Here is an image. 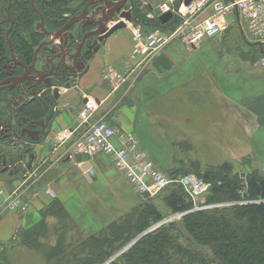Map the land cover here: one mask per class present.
Returning <instances> with one entry per match:
<instances>
[{
	"label": "rangeland",
	"instance_id": "rangeland-1",
	"mask_svg": "<svg viewBox=\"0 0 264 264\" xmlns=\"http://www.w3.org/2000/svg\"><path fill=\"white\" fill-rule=\"evenodd\" d=\"M78 2H71L73 10L78 8ZM5 7L7 14V6ZM17 24L18 26L14 27L13 24L8 31L10 27L8 22L5 30L6 37L12 34L15 54L24 48L25 42L33 41L28 28L21 23ZM240 24L243 26L241 22L239 27L236 26L239 30L235 26H229L216 36L204 39L202 44L197 45L200 48L196 52L184 45L175 51L176 57L189 62L191 73L203 70L205 64L201 65L203 56L207 58V62H211V59L220 62L221 69L232 74L226 75L224 80H219L221 89L226 90L225 95L220 94L215 82L210 80L206 73L207 75L203 77H191L193 79L184 87L174 89L172 93L163 96L161 90L157 96L156 93L150 94L149 90L143 96L140 93L143 90L137 89L128 101L130 106H133V102L145 103L147 106L152 104L153 109L147 114H151L154 125L159 126L158 134H153L152 137L150 123L140 118L143 112L137 113V118L133 121L134 132L129 130V133L136 139L138 148L145 153L151 164L165 174L175 171L176 180L189 175L196 176L209 167L217 168L224 163L230 166L231 171L239 179H244L252 171H261L264 174V65H255L264 56L261 52V48L264 51V44L252 40ZM169 28H165V32H168ZM131 39L133 51L135 47L133 33ZM173 41L182 40L174 38L169 42ZM173 79L177 84L179 76L175 73ZM0 108L7 111L4 118L11 114V106L2 104ZM7 146L3 144L0 150H10L11 146ZM195 162L198 163V167H195ZM17 168L20 170L15 169L11 177H8L7 173L0 174V190L6 197L11 193V191L5 193L7 186L12 188L10 190L19 188L17 192L20 193L22 205L8 207L7 203H4L0 206L2 210L0 219L3 216L11 218L23 216L28 208L22 207L27 205L23 197L21 198L22 192L43 186V183H40L41 179L38 178L40 170L29 178L26 171H21L20 165ZM115 169L125 179L133 193L128 194V199L120 202L121 205L113 199L112 194L108 200H104L103 208H99V204L102 203L96 201L87 203V207L79 208V202L72 199L68 209L60 204L58 208H49L41 214H33L30 222H23L15 229L11 224L13 227L11 230L9 228V231H12L14 237L0 242V264H67V260H72L73 257H85L93 249L92 245L100 243L101 239L110 234L113 225L121 223L122 214L136 207L141 198L144 202L147 200L145 196L139 199L131 183L122 172ZM25 175L27 176L24 177ZM45 189L53 191L47 187L44 188V192ZM56 195L48 196L55 200ZM160 198L161 195L155 202H160ZM203 200V194L194 198L196 203H202ZM133 202L134 206L131 207ZM107 204L108 208L105 206ZM197 207L195 204L194 208ZM159 208L164 214L163 222L179 217L170 215L164 207ZM125 246L126 244L113 251L110 259L126 250Z\"/></svg>",
	"mask_w": 264,
	"mask_h": 264
},
{
	"label": "trees",
	"instance_id": "trees-1",
	"mask_svg": "<svg viewBox=\"0 0 264 264\" xmlns=\"http://www.w3.org/2000/svg\"><path fill=\"white\" fill-rule=\"evenodd\" d=\"M72 1H79L78 5L82 6L87 0H34L33 5L31 0H12L10 15L14 21L13 27L18 26L17 22L21 23L33 37L32 42H25L24 48L18 51L22 58L30 60L34 48L41 41L42 34L35 30L39 20L38 11L48 26L56 28L68 20L66 14L76 13L80 9L78 6L73 10L70 6ZM129 1L134 4V13L142 19L143 24L155 23L156 27H170L172 30L182 20L176 15L163 24L156 17L147 19L138 9L140 0ZM7 2L0 0V79L4 76L1 63L9 54L5 36L9 22L5 7ZM16 16L18 20L15 21ZM9 39L14 47L11 33ZM6 112V109L0 108V115ZM20 113L30 120L45 116L43 107L36 100L26 102ZM3 144L10 145V141L0 136V147ZM194 165L198 167L197 162ZM166 173L173 182L156 195L145 196L148 201L144 202L140 199L142 196H138L140 200L137 206L122 214L121 223L113 225L108 236L92 245L93 249L85 257H73L66 263L264 264V174L261 171H252L245 180L239 179L227 163L199 172L196 177L207 184L204 192L199 194H203L202 203H196L184 185L174 178L175 171ZM160 195L161 203L155 202ZM195 204L197 208H194ZM158 205L170 215L179 217L163 222L164 214ZM58 206V202L52 201L49 208ZM133 240L126 250L110 259L113 251ZM105 245L107 247H103Z\"/></svg>",
	"mask_w": 264,
	"mask_h": 264
},
{
	"label": "crops",
	"instance_id": "crops-1",
	"mask_svg": "<svg viewBox=\"0 0 264 264\" xmlns=\"http://www.w3.org/2000/svg\"><path fill=\"white\" fill-rule=\"evenodd\" d=\"M176 1L172 0L173 4ZM160 2L162 0H142V3H149L153 6ZM211 13L212 10L208 8L196 17L201 19ZM220 22L222 26L220 32L229 26L238 28L239 22L242 23L236 11L227 13ZM133 24V21L127 22L125 28L116 30L100 43L99 49L85 60L83 70L75 79L74 86L61 92L57 104L58 109L56 111L52 110V118L47 121L46 127L38 125V133L33 134L34 140L31 144L34 159L30 170H28V176L30 178V175L40 170L38 178L41 179L40 183H43V186L31 188L25 193L22 192L21 198L23 197L28 208L23 216L13 217L14 219L10 216H3L0 219V242L8 241L11 236L14 237L9 228L11 230V227L14 226L15 229L23 222H30L33 214H41L49 209L52 201L64 205L66 209H68L72 199L79 202V208L87 207V203L91 201L101 202L99 208H103L104 200H108L111 194L114 195L113 199L118 201L120 205V202H124L125 198L128 199V194L133 195L130 186L115 169L108 155L97 153L90 156L76 153L71 157H66V155H63L65 148H54L53 138L62 128L79 125L78 112L83 105L84 98L93 99L97 104V110L91 119L92 122L102 118L115 129L126 132L132 130L134 132V129H132L133 121L137 118L138 112H141V114L143 112V116L140 118L148 120L150 132H153L150 134L153 137V134H158L157 128L159 126L154 125V118L151 114H147L153 109L152 104L147 106L144 103L145 101L142 102L144 104L133 102V106L128 104L133 92H136L137 89L141 88L143 90L140 91L143 96L147 93V90L150 94L156 93V96L159 95V90H161L163 96L172 93L174 89L184 87L193 78L203 77L208 73L210 80L215 82L214 84L220 94L225 95L226 90L221 89L219 80H224L226 75L232 76L231 72L226 73L221 69L220 62L217 63L213 59H211V62H207V58L203 56L201 60V65L205 63L203 70L191 73L192 69L189 68V62H184V60L175 56L177 48L181 45L188 46L182 41L180 42L183 44L175 41L168 42L152 58L147 67L138 68L137 61L132 56L131 34ZM154 24L146 23L144 29L150 30ZM240 26L243 28L241 24ZM217 41L218 39L215 40V43ZM188 48L196 52L200 47L189 46ZM205 65H207L206 68ZM140 69L141 71H139ZM199 72L203 74H199ZM175 73L179 76L177 84L173 79ZM191 77L193 78L191 79ZM46 133L47 136L44 137ZM36 138L37 140H35ZM47 187L52 188L57 194L55 200L45 194L44 188ZM10 189L12 188L7 186L5 193L12 191ZM3 204L4 195L0 194V206ZM105 206L108 208V204ZM133 206L134 202L131 207Z\"/></svg>",
	"mask_w": 264,
	"mask_h": 264
},
{
	"label": "built area",
	"instance_id": "built-area-1",
	"mask_svg": "<svg viewBox=\"0 0 264 264\" xmlns=\"http://www.w3.org/2000/svg\"><path fill=\"white\" fill-rule=\"evenodd\" d=\"M155 6L161 12L172 11L182 20L176 28L165 32L164 29L156 26L145 30L146 23L143 24L140 18L135 19L132 27L135 38L132 56L136 59L138 68L147 67L152 58L174 38H180L188 46L197 47L205 38L216 36L222 30L220 21L231 11L238 13L248 36L258 44H264V0H192L187 6L183 5V0H180L176 6L172 0H162ZM208 8L212 10L209 16L201 19L196 17ZM145 18L155 17L149 12L145 14ZM261 52L264 53L262 48ZM258 64L264 65V56L255 63ZM63 91L65 90L62 89L61 92ZM96 110L97 104L93 99L88 98L78 112L79 125L62 128L54 136L53 146L65 148L63 155L66 157L76 153L90 156L97 153L108 155L113 166L123 173L139 196L152 197L173 182L164 172L151 164L129 132L115 129L102 118L92 122ZM178 181L193 198L207 187L196 176H186ZM184 181L187 183L184 184ZM18 190L19 188H16L4 197V203H7L8 207L22 205ZM45 193L50 197L55 196L54 192L48 189H45ZM0 194L3 196L4 192L0 190ZM22 207L26 208L25 205Z\"/></svg>",
	"mask_w": 264,
	"mask_h": 264
},
{
	"label": "water",
	"instance_id": "water-1",
	"mask_svg": "<svg viewBox=\"0 0 264 264\" xmlns=\"http://www.w3.org/2000/svg\"><path fill=\"white\" fill-rule=\"evenodd\" d=\"M32 1L33 0H31V3ZM191 1L192 0H183V4L187 6ZM128 4H130L129 8H127ZM92 5H94L93 9L89 11L90 6ZM133 5L134 4H131L129 0H88L78 14L69 18L65 22V24H63L53 34V38L56 36H60L64 43H67L68 39H73L74 37L73 32H71L70 30L75 23L79 22V26L83 23H89L94 26V30H92L90 35L97 36V39L92 44H51V39L49 41L44 42V44H41L43 46H49L47 54L45 56L42 55L41 57H38L36 67V57H34L31 65L29 66L30 68H34L33 73L35 75H41L44 78L46 77V80L42 78V80H44L43 82L45 83V87L44 89H42V91L38 89L37 91L31 89L29 93L31 97H34L38 93H40L38 99L40 100L41 105L46 113L45 116L41 119L43 121L42 123H40L41 127H46V123H48L47 121H50V119L52 118L53 112L51 111L49 106L59 98V87L70 88V83L75 81L81 69L84 67L85 60L84 62H80L79 66L72 68L71 66L65 64L64 59L67 57L70 58L71 56H85V58L88 59L92 53L96 52L99 49L100 43L103 42L107 37H109L113 32L125 28L127 22H130L133 19H137L138 16L134 13ZM10 6L11 0H8V18H10ZM138 9L140 11V14L143 15L148 12H151L152 15L157 17L158 21L162 24L167 22L173 16V13L171 11L161 13L158 7H153L149 3H142L141 0L139 2ZM10 23H12L11 20ZM107 23L112 24L106 28L105 25H107ZM42 24L43 17L41 16V20L39 23H37V27L42 26ZM46 34L50 35L51 32H46ZM77 35H79V32L77 33ZM38 49L40 48L38 47ZM18 65H21V67L23 68V74L19 76H13L3 81L2 85H5L7 83H9V85L5 87L0 86V89L6 87L9 89L16 87L17 89V86L14 85L15 83H22L25 80L35 81L30 78L27 72V68H25L23 63ZM54 76H56L57 78L53 79ZM31 84L33 85V87H35V83L31 82ZM29 86L28 88L30 89L31 87ZM23 95V92L19 90V95L13 98L19 99L23 97ZM41 95H44V98H42ZM85 101L86 99L84 98L83 103ZM5 126H7V128H10V123H4L3 125L0 122V134H3V132L6 130ZM32 131L34 132V134L38 133L37 130ZM46 136L47 133L44 135V137ZM33 140V138L29 137V143H31ZM35 140H37V138ZM13 146L15 147V145ZM29 149L30 148H26L25 151H29ZM30 157L33 160V154H31ZM19 163L20 161L17 158H13V160L7 162L6 153L2 152L0 154V174L8 173V176H11L13 174V169H15V166H17V164ZM244 194H246V190L244 191ZM134 241L135 240L128 243L125 248H128Z\"/></svg>",
	"mask_w": 264,
	"mask_h": 264
},
{
	"label": "flooded vegetation",
	"instance_id": "flooded-vegetation-1",
	"mask_svg": "<svg viewBox=\"0 0 264 264\" xmlns=\"http://www.w3.org/2000/svg\"><path fill=\"white\" fill-rule=\"evenodd\" d=\"M33 1L31 3V5H33ZM93 6L94 5L90 6L89 11H91L93 9ZM10 8H11V6H10ZM81 9L82 8H80L76 13L66 14V15H68L69 18H71L72 16L78 14ZM9 12H10V9H9ZM38 15H39V20L35 24V30L37 32H39L40 34H42L43 39L34 48V50L32 52V58L30 60H26V59L22 58L20 56V54H15L13 52V47H12V44H11L9 37H6L7 42H8V47H9V54H8V58L1 63V68L4 69V76L0 79V83H1L0 86L5 87V86L9 85V83L2 85V82L13 77V76H19V75L23 74V72H24L23 68L21 67V65H18L21 63H23L25 68H27V72H28L30 78L32 80H35V81L25 80L22 83H20V82L15 83L14 85L17 86V89H16V87H13L12 89H9L7 87L0 89V106L2 104L11 106V108H10L11 114H9V116H11V117L5 116L6 118H4V115H0V122L3 125H4V123L5 124L10 123V128H7V126H5L6 130L3 132V134H0V136H3V138H7L8 141H10V145H8V146L9 147L11 146V148H10V150L6 149L5 151L3 149L0 150V154L2 152L6 153V161L7 162H9L10 160H13V158H17L20 161V163L17 164V166L19 167V165H20L21 171H23V172H25V171L29 172L28 168L31 167V163L33 161L30 157L31 154H33V153H32V148H31L32 142L29 143L30 142L29 137L33 138L34 132L32 130H37L38 125H40V123L43 122L41 120L42 118L39 120H30V119L24 118L20 113L22 106L30 100H36L41 105V102L38 99V96H40V93H38L39 95L37 94L34 97H31L29 95L31 89L35 90V91H37V89L42 91V89H44V87H45V83L43 82L44 80H42V78H44V77H42L41 75H35L33 73L34 68L29 67L31 65L34 57H36V61H35V67H36L38 57L39 56L41 57L42 55L45 56L47 54L49 46H43L41 44H44V42L49 41L50 39L52 40L51 44H92L97 39L96 35H94V36L90 35L92 30H94V26H92L89 23H83L82 25L79 26V22H77L71 27V30H70L74 34L73 39H68L67 43H64V41L62 40V38L60 36H56L53 38V34L65 23L61 24L59 27L51 28L50 26H48L46 24L45 18L43 17L41 12L38 11ZM41 16L43 17V24H42V26L37 27V23L40 22ZM8 19H9V23H10V20L12 22L9 25L10 27H9L8 31H10L11 30L10 28L12 27L14 22L11 18H8ZM46 32H51V34L48 35V34H46ZM78 32H79V35H77ZM38 47L40 49H38ZM35 51H36V53H35ZM64 60H65L64 62L66 65L71 66L72 68H75L76 66L80 65L79 64L80 62H84V60H86V58H85V56H81V57H79V56L78 57H75V56L72 57L71 56L70 58L67 57ZM28 67H29V69H28ZM55 78H57V77L54 76L53 79H55ZM44 79L46 80V77ZM31 82L35 83V85H34L35 87H33ZM74 82L75 81L70 83V85H72V87L74 86L73 85ZM28 86L31 88L29 89ZM55 86H56V84H55ZM19 90H21L23 92V94H24L23 97H21L19 99H14L13 97L19 95ZM41 96H42V98H44V95H41ZM59 98H60V96H59ZM59 98L56 101H54L53 104H51L49 106L50 109H54L55 107H57V109H58L57 104H58ZM13 145H15V147ZM26 148H30L29 151H25ZM54 148H56V147H54ZM33 159H34V155H33ZM17 166H15V169L19 171L20 168L18 169ZM15 169H13V172H15Z\"/></svg>",
	"mask_w": 264,
	"mask_h": 264
}]
</instances>
